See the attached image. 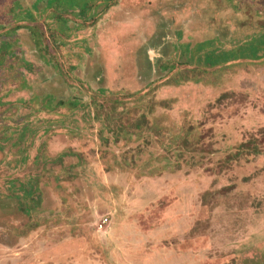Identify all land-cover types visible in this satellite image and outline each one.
<instances>
[{"label":"rangeland","instance_id":"rangeland-1","mask_svg":"<svg viewBox=\"0 0 264 264\" xmlns=\"http://www.w3.org/2000/svg\"><path fill=\"white\" fill-rule=\"evenodd\" d=\"M0 264H264V0H0Z\"/></svg>","mask_w":264,"mask_h":264},{"label":"trees","instance_id":"trees-1","mask_svg":"<svg viewBox=\"0 0 264 264\" xmlns=\"http://www.w3.org/2000/svg\"><path fill=\"white\" fill-rule=\"evenodd\" d=\"M19 28H22L19 26ZM248 143V142H247ZM247 143H243L239 146H237V152L235 154H233L234 157H237L239 156L240 154H242L244 151H246L247 147H248V144ZM259 154V151L256 150V148L252 149L251 150V154Z\"/></svg>","mask_w":264,"mask_h":264},{"label":"built area","instance_id":"built-area-1","mask_svg":"<svg viewBox=\"0 0 264 264\" xmlns=\"http://www.w3.org/2000/svg\"><path fill=\"white\" fill-rule=\"evenodd\" d=\"M102 223L103 224L107 223V219L102 220Z\"/></svg>","mask_w":264,"mask_h":264}]
</instances>
